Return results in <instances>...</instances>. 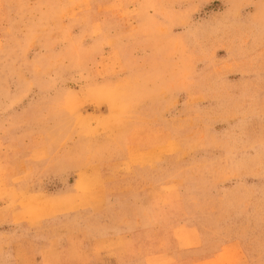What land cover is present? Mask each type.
I'll return each instance as SVG.
<instances>
[{"label": "rangeland", "instance_id": "1", "mask_svg": "<svg viewBox=\"0 0 264 264\" xmlns=\"http://www.w3.org/2000/svg\"><path fill=\"white\" fill-rule=\"evenodd\" d=\"M0 264H264V0H0Z\"/></svg>", "mask_w": 264, "mask_h": 264}]
</instances>
